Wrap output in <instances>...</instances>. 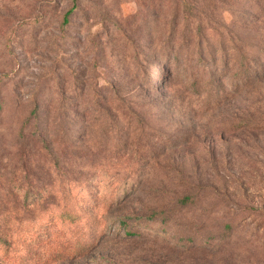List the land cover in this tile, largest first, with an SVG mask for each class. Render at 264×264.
<instances>
[{
  "label": "rangeland",
  "instance_id": "rangeland-1",
  "mask_svg": "<svg viewBox=\"0 0 264 264\" xmlns=\"http://www.w3.org/2000/svg\"><path fill=\"white\" fill-rule=\"evenodd\" d=\"M190 1L0 0V264H264V0Z\"/></svg>",
  "mask_w": 264,
  "mask_h": 264
},
{
  "label": "trees",
  "instance_id": "trees-1",
  "mask_svg": "<svg viewBox=\"0 0 264 264\" xmlns=\"http://www.w3.org/2000/svg\"><path fill=\"white\" fill-rule=\"evenodd\" d=\"M77 3H78V0H73L72 7L65 13L64 20H63V25L64 26H66L67 24H69L71 15L77 9ZM182 5H183V8H184L183 9L184 16L192 15L193 14V8L194 7H193V5H192V3H191L190 0H182ZM32 113H33L32 115H34L35 113H37V110H34ZM121 223L123 224V219H122ZM125 235L126 236H132L133 233L127 230L125 232Z\"/></svg>",
  "mask_w": 264,
  "mask_h": 264
}]
</instances>
